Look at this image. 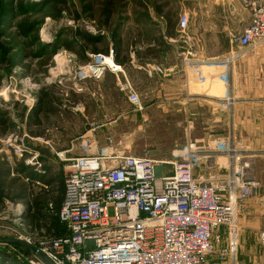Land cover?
Returning a JSON list of instances; mask_svg holds the SVG:
<instances>
[{
    "label": "crops",
    "instance_id": "obj_1",
    "mask_svg": "<svg viewBox=\"0 0 264 264\" xmlns=\"http://www.w3.org/2000/svg\"><path fill=\"white\" fill-rule=\"evenodd\" d=\"M89 1L93 2L85 0ZM244 1L143 0V3L138 2L139 9L131 0H100L96 5H88L87 15L91 12V16H87V20L91 28H85L86 33L103 38V51L108 54L111 49L114 50L115 61L122 66L123 72L108 73L99 82H81L80 90H74V96L79 97L76 102L71 103L66 97L63 105L60 101L54 105L55 112L49 113L48 120L64 115L65 122L54 126L47 133L55 145L53 151L63 163V174L52 178L36 174L47 187L40 192L54 195L58 187L57 179L63 178L65 182L64 160L88 155L83 140L104 139V128L107 126L97 120H90L84 100H89L96 108L106 105L118 108L113 124L122 119L131 123L133 115L122 113L119 109L123 98L125 103L130 104L127 90L130 86L140 96L143 111L148 112L142 117L149 124L174 122V117L179 113L188 117L192 128L191 138L200 147L195 165L198 178L228 176L232 171L231 162L225 155L215 151L216 144L228 138L235 141L239 139L241 157L251 164L249 176L263 186L257 196L239 209L240 241L258 244L264 233V46L250 50L228 69V84H223L219 78L225 72L224 68L209 69L215 76L210 77L212 83L207 85L199 83L191 68L185 69L182 55L188 45L183 43L179 35L180 17L187 13L190 17L188 35L194 59L225 58L239 52L234 37L241 35L251 23V13ZM109 2L112 6H109ZM108 8V14L111 15L102 16ZM90 55L86 54L89 60ZM157 67L164 72L159 73ZM226 98L231 99L230 106ZM71 104H77L76 108H71ZM63 112L70 114V117L77 115L79 127L69 124V115ZM113 132L116 135L122 133L117 126H114ZM132 132L133 129L128 130L129 147L143 145L150 138L170 146L171 150L160 156L165 157L164 160L169 155L173 157L174 146L189 143L186 142V134L170 142L150 134L141 138L139 134L137 140L133 138ZM100 143L97 145L101 149ZM92 154H97V151ZM55 161L59 162L56 158ZM55 161L47 165L49 174L58 165ZM39 193L34 192L32 199ZM49 207L52 208V203H49ZM222 232L225 236L226 230ZM225 244L224 237L218 249Z\"/></svg>",
    "mask_w": 264,
    "mask_h": 264
},
{
    "label": "built area",
    "instance_id": "obj_2",
    "mask_svg": "<svg viewBox=\"0 0 264 264\" xmlns=\"http://www.w3.org/2000/svg\"><path fill=\"white\" fill-rule=\"evenodd\" d=\"M244 5L251 23L234 37L239 52L225 58L194 59L190 17L181 15L179 35L188 45L182 55L184 67L192 69L200 84L212 83L215 74L208 70L216 68L225 69L219 78L228 84V69L250 50L264 46V0H245ZM90 59L75 74L76 85L123 72L113 49ZM127 90L130 104L143 111L140 96L130 86ZM94 140H83L87 156L64 160L65 195L59 218L68 235H42L35 241L20 234L19 240L35 246L53 264H252L239 260L238 212L263 186L249 176L251 164L233 140L220 141L215 148L230 160L231 173L207 179L195 175L200 151L196 142L175 156L180 158L163 161L125 156L115 145L100 150ZM16 154L27 165L41 168L32 148L23 145ZM165 167H171L169 174ZM224 237L227 245L218 249ZM260 246L264 248V233ZM26 262L44 264L37 257Z\"/></svg>",
    "mask_w": 264,
    "mask_h": 264
},
{
    "label": "rangeland",
    "instance_id": "obj_3",
    "mask_svg": "<svg viewBox=\"0 0 264 264\" xmlns=\"http://www.w3.org/2000/svg\"><path fill=\"white\" fill-rule=\"evenodd\" d=\"M64 1L65 5L63 6L55 3V0H0V264H27L26 261L30 258L40 259L35 251L17 237L20 234L30 235L37 241L39 236L47 235L44 229L41 231L45 233H42L27 225L24 219L25 209H27L34 192L39 193L42 189L47 188L37 175H49L52 178L63 174L61 166L63 163L53 151L56 148L47 131L56 125L64 124V115L54 116L50 120L43 119L42 124L37 125L36 117H32L31 114L36 108L39 94L43 90H54L53 94L62 105L66 97L70 99L71 103L78 100L79 97L74 98V90L79 85H76L79 82L75 78V74L82 66L83 61L76 54L62 50L53 58L50 66H45L48 55L42 50V45L50 46L57 41L60 35H62V40L70 41L71 35L75 31L86 32L85 28H91L87 20V16H91V12L87 15L86 8L88 5L90 7L96 5L100 0H93V2ZM131 1L136 4L135 6L139 4L138 2L143 3V0ZM2 7L5 11L2 10ZM137 9H139L138 6ZM141 16L144 18V13ZM28 23L34 24L37 28L38 36L41 38L40 42L36 41L34 33H27L25 26ZM1 46L5 50L8 48L9 53L5 55ZM84 101L90 120H97L107 126L104 128V139L102 141L94 140L98 142L97 144L99 141L101 142V149L115 145L116 149L125 156H135L134 154L137 153L151 159L174 161L180 158V156L175 158L179 152L184 151L190 143L196 142L191 138V124L185 114L179 113L174 117V122H152L149 124L148 120L142 117L148 112H136V109L131 104L125 103L123 98L119 109L122 113L132 114V121L130 123L127 119H122L113 124L118 108H113L110 105L96 108L89 100ZM76 105L71 104L70 107L76 108ZM68 115L69 124L79 127V117L75 114L71 117L70 114ZM114 126H117L122 133L116 135L113 132ZM130 129H133V138H137V140H139V134L140 138L150 134L172 142L186 134L185 136H188L186 142L189 143L174 146L173 157L169 155L167 158L170 160H164L165 157L160 156L170 151V146L159 144L160 140L150 138L143 145L129 147L128 130ZM9 141L12 142V145H9ZM227 141H231V138H228ZM233 141L237 149L241 150L239 139ZM23 145L32 148L39 154L37 159L42 165L39 170H36L34 166L27 165L24 158L17 156L18 148ZM53 152L56 157L52 155ZM55 158L60 163L55 161ZM54 161L58 165L56 164L54 170L49 174L47 165L53 164ZM170 172L171 167H165V173L169 174ZM240 237L241 235H239V260L252 264H264V248L260 246V238L256 244L254 242L242 243ZM10 240H17L24 244L11 243Z\"/></svg>",
    "mask_w": 264,
    "mask_h": 264
},
{
    "label": "trees",
    "instance_id": "obj_4",
    "mask_svg": "<svg viewBox=\"0 0 264 264\" xmlns=\"http://www.w3.org/2000/svg\"><path fill=\"white\" fill-rule=\"evenodd\" d=\"M55 3L63 6L65 5L64 0H55ZM109 6H112L111 2H109ZM109 9L110 8L103 12L102 16L111 15L108 14ZM2 10L5 11L4 7H2ZM25 27L27 29V33H34V38L37 42L41 41V38L38 36V30L34 24L28 23ZM71 38L72 39L70 41H64L62 40V35H60L57 41L50 46H43L41 44L42 50L48 55V60L45 66H50L53 58L62 50L76 54L80 60L83 61L81 64L85 65L91 60H89L86 56L87 53L91 55L106 54L105 51H103L105 43L101 37H94L82 30H77L72 33ZM1 49H4L5 55L9 53L8 48L5 50V48L1 46ZM53 93L54 90H43L40 92L37 106L31 114L32 117H36L34 118L36 119L35 121L37 125H41L43 119H48L49 113L55 112L54 105L60 103L58 98H56ZM74 98L76 99V96H74ZM56 182H58V187L56 191H54V195L50 194V192H47V194L46 192H40L32 199L31 202L28 203L24 219L27 225L33 230L39 231L44 229L48 236L64 237L68 235V231L67 227L60 221L59 212L64 200L65 182L63 178H60L59 180L57 179ZM48 184H51V182ZM49 203H52V208L49 207ZM13 245L18 247L16 244ZM25 251L28 252L27 249H25ZM6 261L8 262V260Z\"/></svg>",
    "mask_w": 264,
    "mask_h": 264
},
{
    "label": "water",
    "instance_id": "obj_5",
    "mask_svg": "<svg viewBox=\"0 0 264 264\" xmlns=\"http://www.w3.org/2000/svg\"><path fill=\"white\" fill-rule=\"evenodd\" d=\"M11 243H19V244H24L23 242L17 241V240H10ZM30 249L36 252L38 257L41 259V261L44 264H53L42 252H40L38 249L33 248L32 246H29Z\"/></svg>",
    "mask_w": 264,
    "mask_h": 264
}]
</instances>
